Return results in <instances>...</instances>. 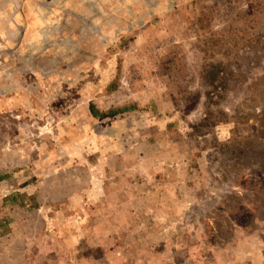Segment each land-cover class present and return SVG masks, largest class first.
I'll return each mask as SVG.
<instances>
[{
	"label": "rangeland",
	"instance_id": "rangeland-1",
	"mask_svg": "<svg viewBox=\"0 0 264 264\" xmlns=\"http://www.w3.org/2000/svg\"><path fill=\"white\" fill-rule=\"evenodd\" d=\"M56 1L0 70V264H264V0Z\"/></svg>",
	"mask_w": 264,
	"mask_h": 264
},
{
	"label": "crops",
	"instance_id": "crops-1",
	"mask_svg": "<svg viewBox=\"0 0 264 264\" xmlns=\"http://www.w3.org/2000/svg\"><path fill=\"white\" fill-rule=\"evenodd\" d=\"M18 1L0 0V70L2 64L5 65L7 63V56H9L8 63L11 67L16 66L18 58L24 57V54L31 55L24 57L27 63L30 61L34 62L36 58L35 52L48 50V47L43 45L46 39L44 37L51 33L50 28L52 26L57 27V25L52 24L53 21H59V19L64 18L69 20L68 14H46V17L37 11V4L41 5L40 1H44V4L47 2L52 4L54 0H26L27 3L23 12L18 10ZM59 1L57 0L56 2L58 3ZM42 59L44 60V58ZM1 98L0 82V100Z\"/></svg>",
	"mask_w": 264,
	"mask_h": 264
}]
</instances>
